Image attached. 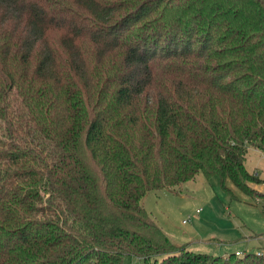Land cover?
Returning a JSON list of instances; mask_svg holds the SVG:
<instances>
[{
  "label": "trees",
  "instance_id": "obj_1",
  "mask_svg": "<svg viewBox=\"0 0 264 264\" xmlns=\"http://www.w3.org/2000/svg\"><path fill=\"white\" fill-rule=\"evenodd\" d=\"M249 146L264 0H0V264H264L172 242L141 202L201 173L264 208Z\"/></svg>",
  "mask_w": 264,
  "mask_h": 264
},
{
  "label": "rangeland",
  "instance_id": "obj_2",
  "mask_svg": "<svg viewBox=\"0 0 264 264\" xmlns=\"http://www.w3.org/2000/svg\"><path fill=\"white\" fill-rule=\"evenodd\" d=\"M248 155L245 168L248 171L256 168L257 172L261 169L263 178V181L250 184L264 192V161L252 152ZM175 188L148 190L141 200L147 212L174 243H185L189 250L221 253L227 242L234 247L245 246L238 238L246 232L264 231L261 198L242 192L230 179L226 178L221 185L216 175L204 177L197 173ZM259 243L264 247V241ZM124 259L125 264L141 263L133 255Z\"/></svg>",
  "mask_w": 264,
  "mask_h": 264
},
{
  "label": "crops",
  "instance_id": "obj_3",
  "mask_svg": "<svg viewBox=\"0 0 264 264\" xmlns=\"http://www.w3.org/2000/svg\"><path fill=\"white\" fill-rule=\"evenodd\" d=\"M249 152H252L253 154H255L257 156L258 159L264 161V155L260 152V150L255 148V147L249 146V148H248V150L246 152V155H245V159L243 161L244 164H245V161L247 160V158H249V155H248ZM255 170H256V168H254V170H252L251 172H255L257 174V176L259 178H261V172H262L261 169H260V172H257ZM261 181H263V178H261ZM257 190H259V189H257ZM259 191H261V190H259ZM261 192H263V191H261ZM260 233L261 232H258V233L257 232H253V233L252 232L251 233L250 232H246L244 236H241V238L240 237L238 238V239H240V243L245 244V246H243V247L242 246L234 247L233 244H231L230 242H227V244H225V246L222 247L221 253H226V252H231V251L234 252V251H236V249L243 250V251L252 250V249H254V250L255 249H260L261 251L264 252V247H260V245H259L260 244L259 242H261V241L263 242L264 241V239L261 237ZM221 239H219V240H221ZM221 253H219V254H221Z\"/></svg>",
  "mask_w": 264,
  "mask_h": 264
},
{
  "label": "built area",
  "instance_id": "obj_4",
  "mask_svg": "<svg viewBox=\"0 0 264 264\" xmlns=\"http://www.w3.org/2000/svg\"><path fill=\"white\" fill-rule=\"evenodd\" d=\"M261 237L264 239V231L261 233ZM244 251L243 250H238V249H236V251H234V253L236 254V253H238V254H240V253H243ZM262 251L260 250V249H255V253L256 254H260Z\"/></svg>",
  "mask_w": 264,
  "mask_h": 264
}]
</instances>
